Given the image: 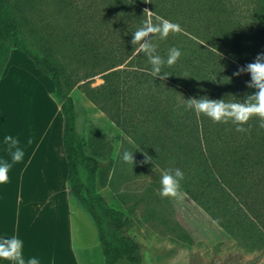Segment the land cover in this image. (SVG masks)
I'll list each match as a JSON object with an SVG mask.
<instances>
[{
    "label": "rangeland",
    "instance_id": "obj_1",
    "mask_svg": "<svg viewBox=\"0 0 264 264\" xmlns=\"http://www.w3.org/2000/svg\"><path fill=\"white\" fill-rule=\"evenodd\" d=\"M2 1L3 12L15 21L29 44H32L30 37L35 36L53 51L52 59L62 69L63 80L67 81L75 103L76 130L85 141V151L100 162L91 178L81 169V179L94 189L105 209L118 216H129L121 236L130 237L140 245L142 264H264L263 228L254 227L231 201L224 218V213L216 206L219 196L217 190L211 188L213 180L203 177L198 165L187 154L176 164L169 156L174 150L166 144L164 161L154 155L153 141L149 143L146 139L154 134L156 127L152 109L143 110V115L139 110L137 118H134L139 123L138 140L144 144L145 147H142L89 100L86 89L103 85V76L87 79L92 74L88 69L78 67L69 56L65 58L55 51L57 46L48 36L54 34L61 37L63 23L52 26L43 22L44 18L53 19L54 14L49 11L32 12L24 7L23 0ZM130 1L151 11L149 14L179 24L190 36L240 66L253 62L259 53H264V38L247 35V24L252 19L249 12L256 9L250 0ZM259 10L260 18H263L264 4ZM0 53V62L4 67L10 55L17 52L6 42L0 46ZM11 58V67L5 78L0 79V162L7 161L11 165L8 181L0 184V238L6 236V227L10 223L9 226L13 225L10 210L13 205L16 206L19 193L21 195L29 185L33 189L38 174L49 173L52 162L61 160L62 170H67L63 143L64 116L53 115V109H56L53 100H56L48 96V85L51 88L52 82L40 76L23 53L19 52ZM123 106L124 111L129 112L138 105L126 102ZM60 127L61 140L60 136L56 139ZM9 135L19 141L18 147L24 154L20 162H12L11 152L15 149L4 141ZM55 140H59V148ZM124 151L134 154V165L121 159ZM144 152L153 158L151 163H140L144 160ZM176 168L187 169L192 176L201 178L186 179L194 181L198 187L205 184L210 188L211 195H205L203 191L197 199L192 198L182 189L186 181L183 179L179 199L161 198V175L167 169ZM24 198L25 195L20 201ZM222 220L227 221L225 223L232 230L223 227L220 224ZM105 227L108 234L117 233L107 223ZM95 234L90 262L95 260V264H105L96 231ZM19 235L20 239L21 225ZM8 262L0 260V264ZM120 264L128 263L122 261Z\"/></svg>",
    "mask_w": 264,
    "mask_h": 264
},
{
    "label": "trees",
    "instance_id": "obj_2",
    "mask_svg": "<svg viewBox=\"0 0 264 264\" xmlns=\"http://www.w3.org/2000/svg\"><path fill=\"white\" fill-rule=\"evenodd\" d=\"M23 3L32 12L54 14L53 19L44 18L43 22L52 26L63 23L61 37L48 36L57 46L55 51L65 58L69 56L78 67L88 69L92 74L87 79L103 76L105 83L86 89V94L113 123L145 147L138 140L139 123L134 118L137 111L143 115V110L151 108L156 127L154 134L146 139L149 143L153 141L154 155L164 161L166 144L174 150L169 156L176 164L187 154L198 165L199 173L213 180L211 188L219 196L216 206L224 218L232 202L254 227L264 229V128L259 127V120L253 118L245 125L248 132H237L231 123H213L184 105V99L203 96L243 102L255 90L246 86L249 74L233 75L242 66L182 31L170 34L165 40L154 37L157 54L165 60L170 48L176 47L181 52L173 66L162 67V73L170 75L163 81L151 75L148 57L142 52H133L130 43L132 34L145 22L159 23L158 16L144 11L145 8L130 0H23ZM2 5L0 0V46L10 43L54 84V98L65 118L69 193L92 219L105 264L122 261L142 264L140 245L130 237L121 236L129 216H118L105 209L94 189L81 179V169L91 178L100 162L85 151V141L76 130L75 103L67 81L63 80L62 69L52 59L53 51L35 36L30 37L32 44H29L15 21L3 12ZM2 72L0 62V77ZM126 102H135L138 106L126 112L123 108ZM182 171L184 179L196 178L187 169ZM182 189L194 199L203 191L211 195L205 184L198 187L187 179ZM207 210L211 211L209 207ZM225 222L222 220L220 224L232 230ZM105 223L117 233L108 234Z\"/></svg>",
    "mask_w": 264,
    "mask_h": 264
},
{
    "label": "crops",
    "instance_id": "obj_3",
    "mask_svg": "<svg viewBox=\"0 0 264 264\" xmlns=\"http://www.w3.org/2000/svg\"><path fill=\"white\" fill-rule=\"evenodd\" d=\"M250 4L256 9L249 12L252 19L247 24V35L264 38V16L260 18L259 10V7L264 4V0H250ZM16 52L18 54L20 51L16 50ZM14 55L11 54L10 59L4 65L0 79L5 78L12 65L11 57ZM35 69L40 76L46 79L47 76L36 66ZM43 81L45 82V80ZM54 91L55 87L52 82L51 88L48 85V96L54 97ZM53 104L56 107L53 109V115L63 114L58 102L53 100ZM64 130L65 118L63 143L67 158V170L65 168L62 170L61 160L58 163L52 162V166H49L48 169L49 173L38 174V181L33 189L29 185L26 191L24 190L21 195L19 193L16 206L13 205L10 210L13 225L9 226L10 223L6 227L5 237H9L12 231V235L19 238V226L21 225L20 239L24 244L25 259L36 257L39 264H95V260L90 262L96 240L95 225L78 201L69 193L70 166L65 148ZM61 134L62 127L58 129L56 139L60 136L59 140H61ZM59 140H55L58 148L61 145ZM64 150H62L63 153ZM59 151L61 154V150ZM24 195L25 198L20 201ZM7 264H12V262Z\"/></svg>",
    "mask_w": 264,
    "mask_h": 264
},
{
    "label": "clouds",
    "instance_id": "obj_4",
    "mask_svg": "<svg viewBox=\"0 0 264 264\" xmlns=\"http://www.w3.org/2000/svg\"><path fill=\"white\" fill-rule=\"evenodd\" d=\"M151 3V0H145ZM144 11L151 12L148 9ZM159 23L153 24L147 21L132 34L130 41L134 51L137 54L144 53L148 57L151 65V75L160 80H165L167 73H162V67L165 64L173 66L181 56V52L176 47L168 50L167 59L165 60L157 54V46L153 42L154 37L165 40L170 34H176L183 31L181 26L167 19L158 17ZM249 74L250 81L246 86L255 91L246 95L243 102H226L222 99H209L206 96L200 98L184 99V105L187 110H192L197 116L203 115L208 117L213 123L228 124L235 126L237 132H248L249 128L245 127L250 120L256 118L259 120V127L264 128V53H259L255 60L245 66L239 67L234 76ZM187 78V74L184 76ZM4 141L9 144L15 151L11 152L12 162H20L23 159V151L18 147L19 141L12 136H5ZM144 160L140 163H151L152 157L147 152L143 153ZM121 159L125 163L135 164L134 154L124 151ZM107 163V161H101ZM11 165L7 161L0 162V184L6 183L9 179L8 171ZM184 179V173L181 169H167L160 179L159 195L161 198L179 199L181 197V181ZM0 260L12 262V264H39L36 257L25 259L24 244L16 236L0 238Z\"/></svg>",
    "mask_w": 264,
    "mask_h": 264
}]
</instances>
